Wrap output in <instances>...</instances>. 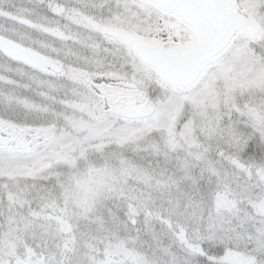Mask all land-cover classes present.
Wrapping results in <instances>:
<instances>
[{
    "label": "snow or ice",
    "instance_id": "obj_1",
    "mask_svg": "<svg viewBox=\"0 0 264 264\" xmlns=\"http://www.w3.org/2000/svg\"><path fill=\"white\" fill-rule=\"evenodd\" d=\"M0 264H264V0H0Z\"/></svg>",
    "mask_w": 264,
    "mask_h": 264
}]
</instances>
